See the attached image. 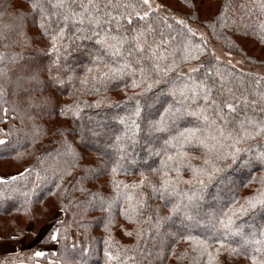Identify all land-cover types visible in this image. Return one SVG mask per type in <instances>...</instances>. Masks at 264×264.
Returning a JSON list of instances; mask_svg holds the SVG:
<instances>
[{"label": "snow or ice", "instance_id": "obj_1", "mask_svg": "<svg viewBox=\"0 0 264 264\" xmlns=\"http://www.w3.org/2000/svg\"><path fill=\"white\" fill-rule=\"evenodd\" d=\"M185 2L190 8L194 6L191 0ZM11 6V0H0V15ZM161 7L153 0H28L25 9L20 0L7 13L10 21L0 25V47L6 50L0 52V106H3L0 111L5 117L8 111H13L22 124L31 126L30 137L25 134L20 138L30 139L32 144L37 143L38 137L49 134V128H42V124L51 126V135L59 137L60 150L56 157L63 164L59 179L75 170L82 171L73 188L79 184L85 198L77 200V204L85 212L99 207L108 213L104 223L106 232L114 222L111 213L119 208L129 221L151 224L155 232L153 239L157 241L156 260L170 246L175 254V245L170 242L179 239L187 247L176 258L187 259L188 264H237L240 257L247 264H264V178L260 180V188L236 207L235 199L220 203L215 196L212 199L216 207L206 210L202 204L212 195L206 191L209 185L232 163L243 159L241 153H251L246 166L264 170V145L256 151L242 147L264 137V89H245L239 93L234 90L228 78L214 70L206 57V41L193 43L191 37L196 32L183 18L172 16L182 26L181 32H175L167 18L155 19ZM258 7L264 16V0H260ZM227 8L225 4L224 9ZM225 18L226 11H221L208 26L213 31L217 22L225 27L222 23ZM252 27L258 28L264 41V20L256 21ZM32 28L36 32L30 35ZM165 28L170 31L165 32ZM37 37L46 40V51L54 57L47 65L28 54ZM69 39L72 44L79 41L89 57L90 65L83 69V75L68 62V49L72 46ZM214 58L220 60L219 56ZM125 78L129 81L126 87L139 91L126 92L129 104L125 114L112 117L123 126L107 141L116 154L114 159L99 146L110 129L91 117L81 122L84 108L99 107L103 100L88 103L81 101L80 96L92 92L94 82ZM77 80L79 89L70 90L72 102H61L60 93ZM255 83L260 85L261 81ZM154 88L158 94L152 92ZM113 106L119 107V102L108 103V107ZM57 118L63 120L53 123ZM8 143L7 136L0 138V146L6 147ZM137 146L148 159L155 157L159 163L158 166L144 164L148 174L141 171L138 181L125 184L116 175L127 172L121 161L127 162L129 148ZM90 151L97 154L94 167L81 163L87 160ZM20 155L17 153V157ZM131 163H136L135 159ZM27 172L29 169L25 168L16 175L0 176V185L4 186L0 189V204L10 193L20 191L11 184ZM104 176L108 180L102 186L111 185L109 195L84 186L85 182L92 183ZM55 187L60 189L62 185L55 183ZM145 188L149 191L145 192ZM36 189L37 185L33 184L31 190L22 193L24 201L16 208L17 212H31L29 205ZM152 198L162 201L168 213L160 215L157 207L154 222L151 216L140 220ZM56 223L61 226L53 228L47 240H40L33 233L41 243L63 241L59 259L48 264H89L91 249L76 242L68 245L65 222ZM142 235L143 230L137 228V241ZM17 240L16 235L5 237V241ZM110 241L111 237L105 241V264H138L135 254L129 255L127 247L113 251ZM131 251L135 253V248ZM47 255L45 250L37 248L27 256L20 253L15 264H43L42 258ZM151 255L141 249V258Z\"/></svg>", "mask_w": 264, "mask_h": 264}, {"label": "trees", "instance_id": "obj_2", "mask_svg": "<svg viewBox=\"0 0 264 264\" xmlns=\"http://www.w3.org/2000/svg\"><path fill=\"white\" fill-rule=\"evenodd\" d=\"M155 1H158L159 3L157 4L162 6L158 10L155 19L167 18L168 23L173 25L175 32H181L184 31L182 26L177 25L172 16L175 15L177 18H183L196 32V35L191 37L193 43L206 41V57L211 61L214 70H219L220 73L228 78L229 84L234 90L239 93L245 89L249 91L258 88L264 89V76L254 71V69H264V41H262L258 28L253 30L252 27L256 21L264 20V16H261L259 12L258 5L260 0H191L194 5L191 8L185 0H162L164 2H171L174 6L161 2V0ZM19 3L20 0H11L12 6L4 10L3 15H0V25L10 21L7 13L12 12V7H15ZM23 3L26 9L28 0H23ZM225 4L228 5L227 10L224 9ZM242 4L246 5V7L241 8L240 5ZM249 9H251V14H249ZM221 11H226V18L222 22L226 26L222 27L221 23L217 22L215 24V31H213L208 25L216 20ZM161 26H163L162 22ZM164 31L168 32L170 30L165 28ZM35 32V28L29 30L30 35ZM70 36L71 33H69ZM68 43L72 45L68 49V62L80 69V75H83V69L90 65L87 52L83 50L79 41L72 44L71 39H69ZM209 43L218 45L223 51L234 56L238 60V66H234L224 60L216 61L214 58L215 54L213 55ZM47 46L46 40L37 37L28 53L30 58L47 65L49 60L54 58L52 54L46 51ZM37 48L44 50L37 51ZM4 51L6 50L0 47V52ZM205 67H208V65ZM256 80L261 81L260 85L255 83ZM94 83L95 87L92 92L87 95H81L80 100L87 101L88 103L96 100H103V102L99 107H85V116L81 122H86L91 117L110 129L108 135L102 137L104 143H101L99 146L109 151L115 159L116 154L108 146L107 141L112 138L113 134L121 131L123 126L114 121L112 117L116 114H125L129 104L125 93L139 90L132 89L130 86L126 87V84H129L126 78L103 80ZM79 87V80H77L75 85H70L69 89L63 90L60 93L61 102L71 103L74 97L70 95V90L79 89ZM157 88H154L152 92L158 94ZM143 98L140 97L141 100ZM224 98H227L226 94ZM109 102H119L120 106L108 107ZM58 120L62 121L63 118H57L53 120V123H56ZM41 127H48L49 134L38 137L37 143L32 144L30 139L20 138L25 134H28L30 137L31 126L22 124L17 114L13 111H8L6 117L0 111V138L7 136V140L9 141L6 147L0 146V176L16 175L25 168L29 169V172L25 173L23 177H18L11 184V187L17 188L20 191L10 193L9 198L0 204L1 241H5V237L10 235H16L18 240L28 237L32 234V230L37 231L45 225L51 211H57L64 215L63 222L67 226V244L71 245L73 242H76L78 246L82 245L91 249V254L88 257L89 264H105V241L109 237H111L110 243L112 244L113 251L120 246L127 247L129 255L135 254L138 264H161V262L162 264H188L187 259L178 260L176 258L187 247L186 242L179 239L170 242V244L175 245V254H173L172 247L170 246L167 252L160 257V260L154 259L157 252V241L153 239L155 232L151 224L147 221L140 224L133 223L120 214L119 208L114 209L111 213L114 222L106 232L104 223L109 215L108 213L102 212L99 207L95 209L90 208L85 212L77 204V200L82 201L85 198V195L79 191V184H76V187L73 188L76 180L83 175L82 171L75 170L71 175L65 176L63 180L59 179L60 169L63 168L60 158L56 157V152L60 150L59 137L51 135L50 125L42 124ZM261 145H264V137H258L256 140L249 141L247 145H242V147L246 149L250 147L252 151H256ZM17 153H22V155L17 157ZM129 153L127 162L121 161L127 172L121 171L116 175V179L123 181L125 184L138 181L141 171L148 174L147 169L143 167L144 164L158 166L159 161L155 157L148 159L141 152L139 146L135 149L129 148ZM250 155L251 153L247 151L241 153L240 156L243 159L239 160L238 163H232L231 167L226 168L209 185L206 191H210L212 195L202 201L203 207L206 210L209 207L214 208L217 206L212 196H215L220 203H231L232 199H235L236 205L234 207H236L244 202L245 197L254 194L260 188V180L264 178V170L252 165L246 166V161ZM133 159H135L136 163H131ZM97 162V154L90 151L87 160L81 163L94 167ZM54 172L57 175H54ZM184 176L187 177L188 173L185 172ZM149 178L156 179L151 176ZM106 180H108V177L104 176L92 183L85 182L84 186L91 191L99 190L105 195H109L111 193V185L102 186L103 181ZM52 181L60 183L62 187L56 189L55 183ZM33 184L37 185V189L36 196L33 197V201L29 205L31 212L29 214H25L23 211L17 212L16 208L20 207L24 201L22 193L31 190ZM3 188L4 186L0 185V189ZM144 191L147 192L149 189L145 188ZM50 192H55V195L50 194ZM121 203L123 204V202ZM148 205L149 207L145 208L143 215L139 217L140 220L151 216L154 222L157 207L160 208V215L168 213V207H163V202L160 200L155 198L149 199ZM62 207L64 211H61ZM242 219H247V217H243ZM256 220L257 222L260 220L259 213ZM80 224H86L87 227H78ZM29 226H32L31 230L28 229ZM60 226L56 225V227ZM137 228L143 230V235L139 241H137L136 237ZM21 232H23L22 237L20 235ZM127 232H131L132 235H127ZM48 234L49 232L45 234V237H40V240H47ZM39 244L44 245L46 253H48L46 258H42L43 264H48L49 261L59 259L63 241L61 244L51 242H39ZM137 245L139 246L137 247ZM133 248H135V253L131 251ZM141 249L152 255L141 258ZM33 250L35 249H20L14 253L4 254L0 256V261H6L7 264H15L16 260L20 258V253L27 256ZM237 264H247V261L244 257H240Z\"/></svg>", "mask_w": 264, "mask_h": 264}, {"label": "rangeland", "instance_id": "obj_3", "mask_svg": "<svg viewBox=\"0 0 264 264\" xmlns=\"http://www.w3.org/2000/svg\"><path fill=\"white\" fill-rule=\"evenodd\" d=\"M161 2H164L161 0ZM153 3H159L158 1L153 0ZM164 3L167 4H171L173 5L171 2H167L165 1ZM174 6V5H173ZM179 9V7H177ZM182 9V8H180ZM209 47L212 50V52L215 54V56H219L220 60H224L227 61L229 63H231L234 66H238V60L235 59L234 56L229 55L228 53H226L225 51H223L218 45L214 44V43H209ZM254 71H256L259 75L264 76V69H254ZM64 219V215L61 212H57V211H51L47 222L45 223L44 226H42L39 230L35 231L32 230V234L29 235L28 237H24L21 240H18L16 242H12V241H4L3 243H15V249L11 252H5L4 254H9V253H14L20 249H37V248H41L43 250L46 251V247L44 245H40L39 244V240H37L35 237H33V233H38L39 237H45V234H47L48 232H50L53 228H56V221H63ZM29 230L32 229V226L28 227ZM1 241V240H0ZM2 254V255H4ZM0 255V256H2Z\"/></svg>", "mask_w": 264, "mask_h": 264}, {"label": "crops", "instance_id": "obj_4", "mask_svg": "<svg viewBox=\"0 0 264 264\" xmlns=\"http://www.w3.org/2000/svg\"><path fill=\"white\" fill-rule=\"evenodd\" d=\"M15 249V243H0V255Z\"/></svg>", "mask_w": 264, "mask_h": 264}]
</instances>
